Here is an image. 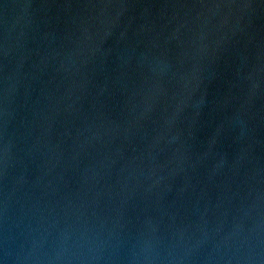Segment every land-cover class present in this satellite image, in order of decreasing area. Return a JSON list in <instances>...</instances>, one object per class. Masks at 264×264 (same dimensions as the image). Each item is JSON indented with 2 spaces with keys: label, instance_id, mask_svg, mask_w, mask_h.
Returning <instances> with one entry per match:
<instances>
[{
  "label": "water",
  "instance_id": "obj_1",
  "mask_svg": "<svg viewBox=\"0 0 264 264\" xmlns=\"http://www.w3.org/2000/svg\"><path fill=\"white\" fill-rule=\"evenodd\" d=\"M0 264H264V0H0Z\"/></svg>",
  "mask_w": 264,
  "mask_h": 264
}]
</instances>
